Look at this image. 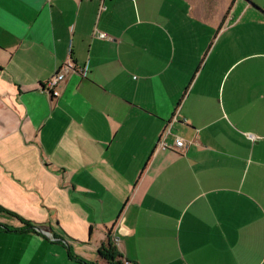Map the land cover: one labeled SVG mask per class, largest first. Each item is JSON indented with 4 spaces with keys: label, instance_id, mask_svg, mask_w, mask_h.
<instances>
[{
    "label": "crops",
    "instance_id": "0c3cea01",
    "mask_svg": "<svg viewBox=\"0 0 264 264\" xmlns=\"http://www.w3.org/2000/svg\"><path fill=\"white\" fill-rule=\"evenodd\" d=\"M0 208V264H264V0H0Z\"/></svg>",
    "mask_w": 264,
    "mask_h": 264
},
{
    "label": "built area",
    "instance_id": "2783aa9c",
    "mask_svg": "<svg viewBox=\"0 0 264 264\" xmlns=\"http://www.w3.org/2000/svg\"><path fill=\"white\" fill-rule=\"evenodd\" d=\"M100 38L105 39L107 38L106 34H100ZM75 66L72 63H67L62 69L61 71L54 77L52 78L50 81L47 82L45 89L49 92H54L55 89L59 86V84L64 81L65 79V72L67 71H75ZM176 146L179 148H184L185 147V142L181 139H177L176 140ZM120 240L118 238L114 239V243H118Z\"/></svg>",
    "mask_w": 264,
    "mask_h": 264
},
{
    "label": "trees",
    "instance_id": "16d2710c",
    "mask_svg": "<svg viewBox=\"0 0 264 264\" xmlns=\"http://www.w3.org/2000/svg\"><path fill=\"white\" fill-rule=\"evenodd\" d=\"M1 210V208H0ZM23 221V220H22ZM25 225L29 228H31V224L28 222H24ZM101 257L105 258L106 260L109 261L110 264H121L118 260V253L116 251V248L112 246L111 244L109 245H104L100 251Z\"/></svg>",
    "mask_w": 264,
    "mask_h": 264
},
{
    "label": "rangeland",
    "instance_id": "374dc122",
    "mask_svg": "<svg viewBox=\"0 0 264 264\" xmlns=\"http://www.w3.org/2000/svg\"><path fill=\"white\" fill-rule=\"evenodd\" d=\"M0 220L3 221H10V222H17L15 218L9 216L7 212H0Z\"/></svg>",
    "mask_w": 264,
    "mask_h": 264
}]
</instances>
